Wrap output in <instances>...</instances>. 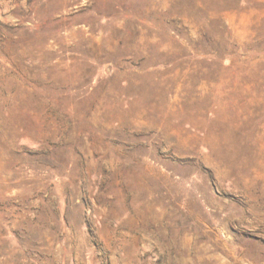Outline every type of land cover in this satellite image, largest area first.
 I'll return each instance as SVG.
<instances>
[{"label":"rangeland","instance_id":"374dc122","mask_svg":"<svg viewBox=\"0 0 264 264\" xmlns=\"http://www.w3.org/2000/svg\"><path fill=\"white\" fill-rule=\"evenodd\" d=\"M0 264H264V0H0Z\"/></svg>","mask_w":264,"mask_h":264}]
</instances>
